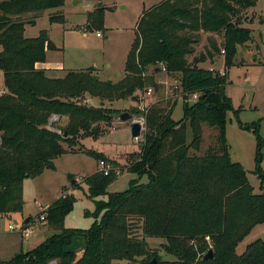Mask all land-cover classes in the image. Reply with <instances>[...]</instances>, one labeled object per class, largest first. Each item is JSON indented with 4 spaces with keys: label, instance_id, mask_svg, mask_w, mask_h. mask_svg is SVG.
<instances>
[{
    "label": "trees",
    "instance_id": "obj_1",
    "mask_svg": "<svg viewBox=\"0 0 264 264\" xmlns=\"http://www.w3.org/2000/svg\"><path fill=\"white\" fill-rule=\"evenodd\" d=\"M86 1L98 3L87 15V29L100 33L109 8L101 4L103 0ZM256 2L164 0L144 10L125 75L118 82L103 81L92 69L50 78L37 67L56 48L46 30L36 38L26 37V26L36 24V17L27 15L61 9L66 0L0 2L4 92L0 95V227L3 217L23 213L25 180L55 171V161L75 152L80 139L98 140L111 131L122 113L107 104L137 103L150 88L159 92L157 70L148 73L158 62L166 64L172 78L180 79L184 91L199 95L196 102L184 101L179 121L173 119L177 100L151 106L145 140L127 166L137 176L127 190L108 192L118 177L114 171L107 176L97 171L86 178L88 197L95 205L94 212H86L94 219L88 229L65 227L77 202L66 189L37 216H45L46 227L57 233L32 251L0 264H264V239L249 244L243 254L237 253L253 229L264 225L262 145L253 172L260 182L256 192L244 166L232 159L226 137L227 114L233 110L226 93L228 71L221 76L189 62L201 33H223L226 68L235 66L238 48L253 39L252 31L236 18V7L249 9ZM50 21L64 23L65 16L53 15ZM211 45L217 47L214 40ZM87 97L99 99L101 105H89ZM138 111L133 109L130 115ZM54 116L67 117V124L51 125ZM205 125L218 131L217 144L196 155L191 152L202 150ZM85 153L97 162L107 160L114 167L121 166L99 152ZM144 177L147 183H141ZM72 181L79 188L76 179ZM150 238L164 239L162 250L175 260L152 250ZM209 251L213 259L205 260Z\"/></svg>",
    "mask_w": 264,
    "mask_h": 264
},
{
    "label": "rangeland",
    "instance_id": "obj_2",
    "mask_svg": "<svg viewBox=\"0 0 264 264\" xmlns=\"http://www.w3.org/2000/svg\"><path fill=\"white\" fill-rule=\"evenodd\" d=\"M162 1L164 0H103L101 4L109 10L105 15V29L100 31L102 37H98V31L87 29V15L94 10L96 4L86 0H67L61 9L28 14L30 18L36 17V24L27 25L25 35L27 38H36L42 31H48L56 48L47 53L45 63L50 71L62 70L68 73L92 69L99 79L118 82L125 75L126 61L136 39V27L142 12ZM240 8L236 7V18H240L243 27L252 31L253 39L238 48V54L234 59L235 66L226 68L223 33H201L194 46L195 53L189 57V62L196 67L228 71L230 84L226 88V93L233 105V110L227 114L226 124L230 153L234 161L244 166L251 184L256 192H259L260 182L253 172L257 167L260 143L264 156V0H257L249 9ZM59 14L65 16V22L52 23L50 17ZM212 40L216 42V48L212 47ZM153 69L150 68L149 73L154 72ZM170 84L171 81L167 87L161 86L159 92L151 97L142 96L137 103L132 100H122L107 106L120 110L122 114H130L133 109H137L138 113H134L131 117L140 118L142 116L140 108L143 105L146 107L153 102L173 97L175 92ZM87 99L91 106L101 105V101L97 98L87 97ZM175 100L178 103L174 109L173 119L179 121L183 118L184 100L173 98L169 101ZM189 103L193 101L190 100ZM53 124L57 125L58 120ZM114 125L116 130L108 131L99 140L80 139L75 152L64 154L55 161V171L48 170L36 179L25 180L23 213L2 218L0 260L9 261L16 254L30 252L57 233L46 226L43 227V222L35 223L34 220L41 212L48 209L59 195L65 193L66 189L68 194L76 197L77 202L75 210L66 218L65 227L88 229L92 225L94 219L86 216V212H94L95 205L88 197L85 180L97 173L98 162L85 151L93 150L105 155L106 158L116 159L140 149L132 136L129 123L117 121ZM189 133L191 139V132ZM217 134L216 129L205 125L202 150L199 153L194 151L191 153L203 155L209 147H215ZM130 156L126 157L127 164ZM120 167L125 168L123 165ZM262 167L264 168V160ZM72 178L76 179L79 188L72 185ZM136 178L135 174L123 170L109 186L108 192L125 191L129 188L130 182ZM147 182V177L141 181V183ZM26 218H30V221L35 223L29 228L32 232L30 237L24 238L19 233L9 230V226L15 225V221L21 225ZM258 239H264V225H258L253 229L239 244L237 253L243 254L247 246ZM147 241L151 249L157 251L164 259L175 260L173 256L162 250V244L166 243L164 239L150 238ZM120 264L137 263L121 261Z\"/></svg>",
    "mask_w": 264,
    "mask_h": 264
},
{
    "label": "built area",
    "instance_id": "obj_3",
    "mask_svg": "<svg viewBox=\"0 0 264 264\" xmlns=\"http://www.w3.org/2000/svg\"><path fill=\"white\" fill-rule=\"evenodd\" d=\"M98 37H102L101 33H97ZM225 53V50H224ZM154 68V67H152ZM157 70V72L155 73L156 76V82L157 84L161 87H167L169 85V82L171 81L172 84V89L175 92L173 97H169L165 100H170V99H176V98H181L184 101L189 102L190 100H192L193 102H196L199 99V95L197 93L195 94H191L189 95L188 92L184 91V88L182 87V83L180 81V79L178 78H171V76L168 73V69L167 66L164 62H158L155 66V68L153 70ZM210 71H213L215 74H219L221 76L226 75V70H224V72L222 70H217L215 71L214 69H209ZM150 71V69H149ZM148 71V73H149ZM153 73V72H152ZM165 77V78H164ZM171 78V79H169ZM161 87V88H162ZM4 92L3 90L0 91V95H2ZM153 94H155V91L153 88L148 89V91L146 92V94L144 96L146 97H151L153 96ZM157 103V102H156ZM155 104V102H153L152 104L148 105V106H142L140 109L142 111V116L140 118H132L131 117V121L135 122V123H139L141 125V134L139 137H135L134 140L135 142H137L138 144L144 142L145 140V134L147 131V116H148V111L151 108V106ZM59 117L54 116L51 118V125H52V121L54 120H58ZM112 131L115 130V126L111 129ZM127 170V166H125V168L122 169V167H114L113 164H111L110 162H108L107 160H100L98 162V171L103 173L104 175H109L112 171L116 172L118 175L122 173V171ZM35 223H41V222H45V216H41V217H37L34 220ZM33 221H30L28 223H25V221L19 225L18 223H15V225H10L9 226V230L11 232H17L19 233L22 237L24 238H28L31 236V231L29 230L30 226H32V224H35ZM206 241L208 243H211V240L209 237L206 238Z\"/></svg>",
    "mask_w": 264,
    "mask_h": 264
},
{
    "label": "crops",
    "instance_id": "obj_4",
    "mask_svg": "<svg viewBox=\"0 0 264 264\" xmlns=\"http://www.w3.org/2000/svg\"><path fill=\"white\" fill-rule=\"evenodd\" d=\"M2 1H4V0H0V2H2ZM67 1V0H66ZM93 3H95L96 5L98 4L96 1H93ZM66 4V3H65ZM65 6V5H64ZM37 67L38 68H42V69H44V70H46V74H47V76L48 77H50V78H64L66 75H67V72H65V71H62V70H56V71H50L49 69H48V65L46 64V63H41V64H38L37 65ZM230 79V78H229ZM1 84V86H0V90H3V89H1V88H3V81L1 80V82H0ZM86 103H90V101L87 99V101H86ZM60 121H61V125H65V124H67V122H68V118L67 117H63V118H60L59 119ZM117 121H119V120H117ZM116 121V122H117ZM130 125V124H129ZM115 130H116V128H115ZM111 132V131H110ZM107 133V132H106ZM99 140V139H98ZM137 152H139V150H136V151H134L133 153H131V154H126L125 156H121V157H119V158H116V159H110V160H113V161H117L120 165H123V166H128V164H127V161L128 160H126V157H128V156H130V155H132V154H134V153H137ZM109 159V158H108ZM123 162H126L125 164L123 163ZM48 171V170H47ZM44 173H46V171L44 172ZM44 173L42 174V175H44ZM41 175V176H42ZM40 177V176H39ZM63 195V194H62ZM62 195H59V197H58V199L62 196ZM22 214V213H21ZM13 215H15V214H13ZM13 215H10V216H13ZM46 225H43V227H45ZM11 260V259H10ZM0 261H2V260H0Z\"/></svg>",
    "mask_w": 264,
    "mask_h": 264
},
{
    "label": "water",
    "instance_id": "obj_5",
    "mask_svg": "<svg viewBox=\"0 0 264 264\" xmlns=\"http://www.w3.org/2000/svg\"><path fill=\"white\" fill-rule=\"evenodd\" d=\"M60 119V118H59ZM58 119V121H60ZM118 120L123 122V123H129L130 127H131V132H132V136L135 137H139L141 134V125L139 123H135L133 121H131V115L128 113H123L118 117ZM54 120L52 121L53 124ZM30 220V218H26L25 219V223H28ZM15 223H17L15 221ZM46 225V224H44ZM205 260H212L213 259V251H209V253L204 257Z\"/></svg>",
    "mask_w": 264,
    "mask_h": 264
}]
</instances>
